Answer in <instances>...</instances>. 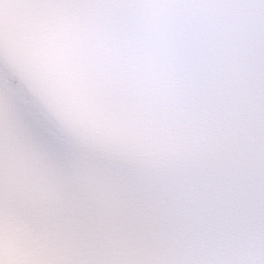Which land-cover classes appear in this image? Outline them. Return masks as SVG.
<instances>
[{
	"label": "snow or ice",
	"instance_id": "obj_1",
	"mask_svg": "<svg viewBox=\"0 0 264 264\" xmlns=\"http://www.w3.org/2000/svg\"><path fill=\"white\" fill-rule=\"evenodd\" d=\"M174 2L258 5L264 32V0ZM198 80L155 116L0 109V218L31 216L55 264H264V65L249 129L209 120Z\"/></svg>",
	"mask_w": 264,
	"mask_h": 264
}]
</instances>
